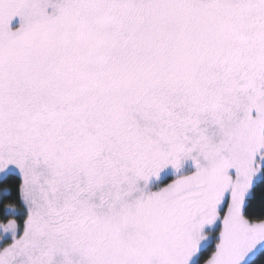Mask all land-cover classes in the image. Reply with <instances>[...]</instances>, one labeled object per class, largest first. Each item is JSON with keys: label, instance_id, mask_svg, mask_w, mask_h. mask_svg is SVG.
<instances>
[{"label": "snow or ice", "instance_id": "1", "mask_svg": "<svg viewBox=\"0 0 264 264\" xmlns=\"http://www.w3.org/2000/svg\"><path fill=\"white\" fill-rule=\"evenodd\" d=\"M0 264H264V0H0Z\"/></svg>", "mask_w": 264, "mask_h": 264}]
</instances>
